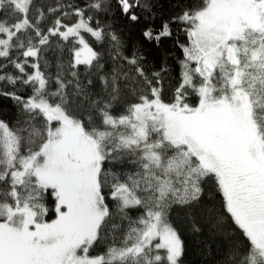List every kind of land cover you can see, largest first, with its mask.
Listing matches in <instances>:
<instances>
[{
	"label": "snow or ice",
	"instance_id": "snow-or-ice-1",
	"mask_svg": "<svg viewBox=\"0 0 264 264\" xmlns=\"http://www.w3.org/2000/svg\"><path fill=\"white\" fill-rule=\"evenodd\" d=\"M116 3L139 19L140 0ZM110 8L111 0H55L46 16L36 0H0V82L32 90L0 91L23 116L14 126L0 120V264H180L169 211L197 202L208 181L245 244L226 264H264V0H202L173 18L187 43L167 101L161 73L149 77L95 19ZM84 34L109 40L114 63L132 66L98 73L94 93L91 70L104 66ZM171 34L167 22L143 33L157 42ZM49 54L54 77L41 67ZM73 93L91 109L87 124L70 111ZM106 229V250L90 255Z\"/></svg>",
	"mask_w": 264,
	"mask_h": 264
},
{
	"label": "trees",
	"instance_id": "trees-1",
	"mask_svg": "<svg viewBox=\"0 0 264 264\" xmlns=\"http://www.w3.org/2000/svg\"><path fill=\"white\" fill-rule=\"evenodd\" d=\"M83 6L89 0H77ZM150 7L145 10L143 4L145 0H140L141 7L132 9L139 19L130 20L125 16L116 0H111V8L107 13L101 12L94 14L95 19H99L105 26H110V30L114 32L120 42L121 52L128 57L135 55L140 58V66L145 73L151 77L152 73L160 72L163 78V98L167 101L172 90L179 83V61L183 59V53L180 44L187 43V37L183 31V25L173 20L174 17L181 14L183 10L191 6L202 3V0H147ZM55 0H36L37 8L45 12L47 16V6L54 4ZM43 6V7H41ZM38 13L33 9L32 16ZM131 14V13H130ZM0 19H3V12L0 11ZM167 22L170 26L171 36L163 37L159 42L154 39L149 41L145 39L143 33L146 29H152L153 32H159L161 26ZM85 39L90 43L94 50L101 53L100 64L103 68L97 66L93 68L92 79L95 81V88H90L91 92H97L102 88L98 81V73H110L115 67L122 64L125 71L131 70V65L126 61H114L111 59L113 55L112 44L109 40L102 43L96 42L88 34H84ZM55 46V40L53 41ZM70 45H63V66L67 70V61L69 53L67 49ZM50 61L45 65L41 61L42 70L46 74L53 77L57 73V59L51 54L48 55ZM164 71H161V70ZM81 78L84 79V66L79 67ZM13 75L18 74L11 66L6 70ZM31 71V69H29ZM18 89L17 94L23 97L31 95V88L17 83L15 86L7 84L6 81L0 82V91H12ZM55 90V84L52 85ZM73 90L70 88L69 92ZM74 103L70 107L71 113L77 118H82L88 123V116L91 109L87 102L82 98L75 97L73 93ZM196 102L195 97L191 100ZM23 119L20 108L16 103L3 95H0V120L9 123L10 126L17 124L18 120ZM222 197L218 194L211 181L202 184V192L199 200L190 205H173L169 211V221L175 227L183 244V254L180 264H226L229 259L233 245H238L243 250L245 244L241 240L238 229L231 220L223 213L221 206ZM46 205L49 213L45 217L47 220L55 218L54 203L46 198ZM110 208L115 214V202L108 200ZM134 215L138 213H133ZM111 236L108 235V229L101 234L98 243L94 244L89 250L90 255H98L106 250Z\"/></svg>",
	"mask_w": 264,
	"mask_h": 264
}]
</instances>
